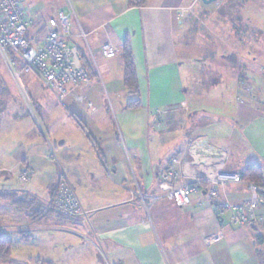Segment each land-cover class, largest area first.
Returning <instances> with one entry per match:
<instances>
[{"label":"crops","instance_id":"obj_1","mask_svg":"<svg viewBox=\"0 0 264 264\" xmlns=\"http://www.w3.org/2000/svg\"><path fill=\"white\" fill-rule=\"evenodd\" d=\"M46 1L55 12L73 13L68 43L89 84L63 104L41 85L48 108L22 77L28 101L15 80L0 84V225L7 228L0 234L11 243L10 258L0 264H264V204L251 223L237 226L210 200L208 185L178 207L164 195L185 180L160 176L180 158V170L193 164L195 175L211 163L236 174L254 163L264 182V0H148L141 7L128 0ZM22 6L32 18L30 33L42 37L55 13L40 16L42 3ZM126 40L138 108L126 107L135 100L123 80ZM107 43L116 47L112 57L101 53ZM59 104L71 115L58 113ZM243 144L254 158L230 162ZM197 146L217 155L216 162L191 163ZM23 169L31 176L18 185ZM63 178L85 216L50 209ZM3 194L34 199L39 215L15 208ZM248 197L243 182L228 181L218 191L220 202Z\"/></svg>","mask_w":264,"mask_h":264},{"label":"built area","instance_id":"obj_2","mask_svg":"<svg viewBox=\"0 0 264 264\" xmlns=\"http://www.w3.org/2000/svg\"><path fill=\"white\" fill-rule=\"evenodd\" d=\"M72 16V12H55L54 16L47 19V32L39 38L30 33L32 18L25 12L22 0H0V58L8 65L26 99L28 96L21 84V76L24 73H32L61 104L65 97L75 91L80 84H89L88 74L82 66L79 54L68 43L73 37ZM79 36L85 37L82 32ZM101 53L104 57H112L116 53V47L110 43L104 44L101 47ZM2 83L3 79L0 75V84ZM69 85L70 89H68ZM242 89L250 92L251 87L244 83ZM75 99L81 101L82 96L77 95ZM220 152L224 155L226 150L221 148ZM49 158L53 159L54 156L50 154ZM30 176L29 170L23 169L19 172L17 179L23 183L29 181ZM160 176L162 179L185 180L183 184L170 189L164 195L178 207L188 205L191 196L200 191L201 184L207 183V194L210 200L216 204L219 211H229L231 222L237 226L251 223L255 218L257 206L264 204V183L241 181L239 174L236 173L220 170L212 173V176H189L184 171L172 167L162 172ZM228 181L243 182L249 197L236 204L220 202L219 188ZM132 193L139 195L144 201L141 193L135 191ZM50 205L54 211L68 217H83L87 214V211L82 210L71 186L64 178L58 181ZM6 230L5 226L0 225V233H5Z\"/></svg>","mask_w":264,"mask_h":264},{"label":"trees","instance_id":"obj_3","mask_svg":"<svg viewBox=\"0 0 264 264\" xmlns=\"http://www.w3.org/2000/svg\"><path fill=\"white\" fill-rule=\"evenodd\" d=\"M147 1L148 0H128V4L129 6H133V7H141V6L146 5ZM40 29H43V28H40ZM122 57L124 60V78H123L124 84H125V87L128 89L129 94L135 97V100L127 103L126 107L127 108L141 107L137 75L135 71V65H134V61L132 57L130 43L128 40L125 41V44L123 46ZM81 63H82V60H81ZM82 66L85 69L83 63H82ZM169 163L171 164V160L169 161ZM239 178L241 181H244V182L264 183L261 168L257 164H254V163L248 164L245 167V169L239 174ZM206 185L207 183L205 182L201 184V186H206ZM1 196L10 197L9 201L11 205H13L15 208L19 210L30 211L31 217H36L37 215H39L40 209L38 210L37 208H33V205L35 203L34 199H31L28 197H24V198L16 197L15 194H3ZM10 256H11V243L5 236L0 234V261L1 262L7 261L10 258ZM37 264L39 263L37 262Z\"/></svg>","mask_w":264,"mask_h":264},{"label":"rangeland","instance_id":"obj_4","mask_svg":"<svg viewBox=\"0 0 264 264\" xmlns=\"http://www.w3.org/2000/svg\"><path fill=\"white\" fill-rule=\"evenodd\" d=\"M25 2H31L32 4L34 3H36V4H39V3H42V8L40 9L41 11L39 12V15L41 16V15H43V16H47V15H53L54 13H55V11L54 10H56L57 8H56V6H54V5H51L48 1H46V0H24ZM226 2H229L230 0H225ZM52 4H54V3H52ZM24 8V7H23ZM70 10V9H69ZM69 12H71V11H69ZM193 18L195 17V16H192ZM73 18V17H72ZM35 32H37V35H40V34H42V32H43V29H38L37 27H35ZM247 35V34H246ZM245 35V36H246ZM242 36H243V34H242ZM193 47H194V49H196V47H199V45L197 44H194L193 43ZM0 75H1V77H2V79H3V83H2V85L4 84V83H12L11 81H13V80H15V79H13V77H12V74H11V71H10V69H9V67H8V65L0 58ZM22 81H23V83H24V85H25V87H26V89L28 90V92L29 93H31V95H33V92L35 93H37V95H39L38 97L39 98H41V99H43V101H44V103H46L47 104V106H45L46 108H48V107H50L48 104H50V103H48V101L50 100V96H49V94H47V91L41 86V84H40V82L38 81V79L36 78V77H34L31 73H26V74H23L22 76ZM16 82V81H15ZM13 87L15 88V89H17L16 88V85H15V83H13ZM223 91L226 93V94H229V92L230 93H232V91H234V89L232 90V91H225V89H223ZM213 94H211V95H209V96H211V97H213L212 96ZM213 98H216V97H213ZM27 101H28V99H26ZM45 104V105H46ZM55 107H58L59 109H61V110H58V111H60V112H58V113H64V111H63V109L64 110H68L69 112V114L71 115V111H70V109H67L65 106H62L61 104H59V106L58 105H56ZM61 111H63V112H61ZM36 112V111H35ZM37 112H38V110H37ZM36 112V113H37ZM36 138L33 136L32 137V141H34ZM31 142V141H30ZM234 150H232L231 151V156H232V158L230 159V162H232V163H238L239 161V159L240 160H246L247 158H250V157H253L254 158V154H253V152H250L248 149H247V147L243 144V145H240V146H235L234 148H233ZM236 149V150H235ZM255 152V151H254ZM196 154L192 157V159L190 160V162L192 163H197L196 165L197 166H202V165H200L199 163L200 162H198V161H209V162H216L215 161V159L216 158H218L217 157V155H214L213 153H211V152H207V151H196L195 152ZM260 156H263L262 158H264V154H260ZM221 157H223V155L221 156ZM171 160H173V158L171 159ZM257 161H259V162H262V160H260V159H256ZM180 158H177L176 159V162L174 163V160L173 161H171V162H173L172 164H171V167H175V168H177V169H179L180 170V165H179V163H180ZM205 162H204V164L203 163H201V164H203V165H205ZM264 162V161H263ZM221 163H219V165H220ZM260 164V163H259ZM206 165H208V164H206ZM217 166V165H216ZM216 166L214 165H212V163L211 164H209L207 167H205V170L208 172H211V173H214L216 170H217V168H216ZM207 168V169H206ZM208 169H210V170H208ZM204 172V171H203ZM212 175V174H211ZM26 185L27 183L26 182H23V183H21V182H19L18 183V185ZM55 190V189H54ZM53 195H54V193H53ZM50 207H51V205H50ZM51 210H53L52 209V207L50 208ZM54 211V210H53ZM1 264H3V263H1Z\"/></svg>","mask_w":264,"mask_h":264},{"label":"water","instance_id":"obj_5","mask_svg":"<svg viewBox=\"0 0 264 264\" xmlns=\"http://www.w3.org/2000/svg\"><path fill=\"white\" fill-rule=\"evenodd\" d=\"M203 3H211V2H214L216 0H201ZM197 173V168L195 165L193 164H189L186 166L185 168V174L186 175H195Z\"/></svg>","mask_w":264,"mask_h":264},{"label":"bare ground","instance_id":"obj_6","mask_svg":"<svg viewBox=\"0 0 264 264\" xmlns=\"http://www.w3.org/2000/svg\"><path fill=\"white\" fill-rule=\"evenodd\" d=\"M199 150H203L204 151V149L203 148H201L200 146H197V147H195V148H193L191 151H190V155H189V157H193L196 153V151H199ZM212 173L211 172H204L202 175L203 176H210ZM212 176V175H211Z\"/></svg>","mask_w":264,"mask_h":264}]
</instances>
